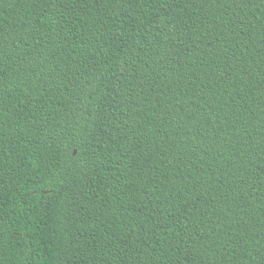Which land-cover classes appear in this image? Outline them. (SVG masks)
Instances as JSON below:
<instances>
[{"label": "trees", "instance_id": "obj_1", "mask_svg": "<svg viewBox=\"0 0 264 264\" xmlns=\"http://www.w3.org/2000/svg\"><path fill=\"white\" fill-rule=\"evenodd\" d=\"M0 264H264V0H0Z\"/></svg>", "mask_w": 264, "mask_h": 264}]
</instances>
